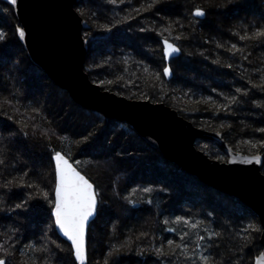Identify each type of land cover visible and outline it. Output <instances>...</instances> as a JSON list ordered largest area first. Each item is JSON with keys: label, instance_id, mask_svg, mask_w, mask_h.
Listing matches in <instances>:
<instances>
[{"label": "trees", "instance_id": "trees-1", "mask_svg": "<svg viewBox=\"0 0 264 264\" xmlns=\"http://www.w3.org/2000/svg\"><path fill=\"white\" fill-rule=\"evenodd\" d=\"M121 1V5H116L119 9L116 17L108 14L109 19L100 18V21L109 26L122 19L138 17L130 23L134 40L143 46L139 54L143 64L136 79L144 89L142 92L132 90L136 81L125 84L124 80L129 79L118 71L115 73L109 61L102 74L90 72L92 80L103 89L123 96H144L174 103L196 126L221 132L232 148L261 153L264 171V131H261L264 129V36L256 35L264 31V0H183L179 8L171 7L172 12H164V17H174L170 22H163V16L147 10L161 0H143L146 9L143 13L121 11L131 5V1ZM211 3L222 6L229 14L222 19L226 32L218 29L216 21L208 22ZM81 5L83 0L79 1ZM198 8L205 11L204 19L194 17L193 12ZM99 15L106 17L107 13ZM171 35L176 36L171 40H176L181 54L171 61L174 77L167 81L162 74L165 60L161 49L162 40L170 39ZM7 36V30L0 27V41ZM195 37H198L196 42ZM12 45L0 43V60L2 54L10 57L3 49L13 48ZM154 53L159 55L161 64L155 63ZM187 53L193 56L188 57ZM26 64H0V257L5 258L6 264H60L64 260L58 250L66 244L52 231V225L49 228L55 239L51 235L42 239L35 233L26 234L23 219L16 218V211L1 203L15 198L23 202L29 200L27 206L32 204L35 209L40 199H44L53 205L52 157L56 152L73 155L79 162L77 168L92 181L98 194L107 198L110 206L107 208L106 203L101 202L99 210L112 212L107 251L112 255L113 264H219L220 248L216 242L220 235L227 240L224 245L227 249L230 242H239L237 245L242 251H237L244 256L235 257V261L254 264L256 254L253 255L249 247L259 238V233L252 229V225L259 222L250 207L234 199L243 210L240 215L225 209L219 211L212 202L203 199L205 196L212 200L211 191L203 189L199 194L191 193L190 205L176 209L163 203L164 193L168 191L164 185L130 183L132 173L118 161L76 155L81 147L77 140L81 135L74 134V130L65 131L52 120L42 99L29 97L22 91L36 68L30 61ZM116 65L125 72L138 71L129 67L128 59H120ZM151 80L165 83L166 89L157 93ZM52 89L53 93L57 91V88ZM175 97L179 99L174 100ZM83 111L74 114L71 108L70 114L74 118L78 115L81 121L102 117L99 112ZM68 120L64 125L70 128L74 122ZM74 126L78 128V123ZM75 144L79 147L74 150ZM219 158L225 160L223 156ZM44 206L47 207L41 204L35 212ZM223 221L228 225H223Z\"/></svg>", "mask_w": 264, "mask_h": 264}, {"label": "rangeland", "instance_id": "rangeland-1", "mask_svg": "<svg viewBox=\"0 0 264 264\" xmlns=\"http://www.w3.org/2000/svg\"><path fill=\"white\" fill-rule=\"evenodd\" d=\"M128 1H131L130 7H123L121 11L127 10L129 12V10H131L134 13H143L146 11V9H144L145 4L143 3V0H126V3H128ZM121 2V0H83V5L79 6L78 2V4L75 6V9L79 13V15L84 18L90 25L89 29L84 30L83 36L84 38L89 40L88 53L85 59V71L87 72L88 77L92 82L94 81L90 76V72L95 73L96 75L98 72L102 74V72H104V70H106V68L108 67L107 65L109 62L111 64L113 63L111 69H113L115 73H117L118 71L119 74L122 73L127 77V79H129L124 80L125 84H132L134 80L137 83L138 80L136 79V77L140 76L139 71L141 70L143 59L141 60L142 57H140L139 54L142 53L143 46L139 45L137 40H134L132 36L133 29H131L130 23L136 21L138 17L136 20H128L129 22L127 20L122 19L121 21L116 22L114 24H108L109 26H105V24L100 21V18L109 19L110 17H116V13L119 11V9H117L118 6L116 5H121ZM183 4V0H161L158 1L156 4H153L147 10L148 12H151L150 14L153 13L154 15H160L161 17L163 16V22H168V20L170 22L171 19L174 17H164L166 15L165 13H168L167 11L172 12L171 7L179 8ZM235 6L238 5L236 4ZM241 6H239V10H242ZM209 9L212 13L208 15V22L214 23L216 21L215 25L218 27V29L226 32L222 26V19H224L225 16L229 15L227 11L222 10V6L217 7L213 3H211ZM100 13H107V16L104 17L102 15H99ZM108 14L110 15V17L108 16ZM111 22H113L112 19L110 23ZM127 22L128 24L126 25ZM20 25L21 24L19 23L15 15L13 7L10 4L0 0V27L5 28L8 32L7 38L5 40L0 41V43L3 42L4 45L5 42L9 45L13 44V48H8L7 46L3 49L4 53L6 55H10V57H3L4 55L2 54V58L0 60V64H2L1 66H11L15 65V63L17 62H20V65L22 64V66H25L27 65L26 63H28L29 61L33 64V62L28 57V54L24 49L23 44L19 40L18 28L20 27ZM171 36L172 37L169 40H173V38L176 37L173 35ZM197 39L198 37L193 38V40H195L194 42H196ZM181 40L185 44V39L182 38ZM174 41L176 42V40ZM186 55L188 57L193 56L190 53H187ZM153 56L155 59V63L161 64V61L159 63V55L157 56L154 53ZM120 59H123L124 61L128 59L129 67H132V69H138V71L129 70L132 72H125L121 70V67H118L116 65ZM34 66L36 68L30 73V77H28V82L27 84H25V88L22 89V91L25 92L26 95L29 97L33 96L34 98L42 99L46 104L45 109L50 111L52 120H54L55 123L60 124V126L62 125L64 130H68V133L69 131L72 132L74 130V134L76 133L78 135H81L77 139L79 141L78 144L81 147L79 149V153L77 152L76 155L89 157L92 159L106 158L108 160L112 159L114 162L118 161L121 166L129 170L130 174L132 173L130 183L143 182L164 185L166 188H168V191L164 193L165 199L163 203L166 202V205H170L171 207L173 206V208L182 209L183 206H187L188 204L190 205L191 203H189V198H193V195L191 194L193 191L198 192L199 194L203 189H209L211 191L210 194H212V200H208L204 196L203 199H205V201H209L210 203L212 202L219 211L225 209L231 214H241L240 211L243 210L235 201H240L238 197L223 193L222 191L216 189L208 183L203 182L197 176L191 175L182 170L177 163L167 159L159 149L152 147L147 141H145L138 134L137 131H135L129 126L127 122H120L119 120L113 118L107 119L102 113H100L102 117L100 116V118L96 119L88 118L90 117V114L85 115L88 118L87 120L81 121L78 115H76V117L74 118L71 115L72 113L70 114L71 108L74 109V114H76L77 111H81V113H84L83 110H94L85 108L80 105L71 97L70 93L67 90L61 88L60 86L55 84L50 78H48L44 70L40 69L37 65ZM129 73H131L132 75H129ZM201 80L205 81L203 78H201ZM152 84V86L154 87V91H156L157 93H160L162 89H166L165 83L162 84L152 81ZM132 85V90L142 92V89H144V85H141L140 81L137 84ZM51 87L55 89L57 88V91L53 93V89ZM50 88L51 91L49 90ZM127 98L150 100L149 98H145L144 96ZM177 99L179 98H174V100ZM150 101L160 102L159 100ZM163 103L178 111L181 116L184 115L181 111H179L178 107L174 103H170L168 101H163ZM67 118L71 119V123L74 122V124L70 128L69 126L65 127L64 125L66 121H70ZM75 122L78 123V128L76 129H74ZM121 123L124 124L126 127L122 126ZM201 129L210 132L221 133L215 130H207L204 128ZM223 140L229 147L232 148V146L227 143L224 138ZM78 144L74 145V150L79 147ZM195 145L197 149H200L211 159L227 161L229 158L228 155L224 152L223 148L220 145L215 144L214 142L200 138L196 141ZM232 149L235 150L236 148ZM235 151L249 155L256 154L243 152L238 149H236ZM220 156H223L225 160H220ZM67 157L72 160L73 163L75 162L74 164L76 165L77 161L74 159L73 155ZM37 162L40 163V161ZM261 173L264 175L262 165ZM97 196L99 204L101 202H105L107 208L108 206H110L105 196H100L98 192ZM230 198H232V200H230ZM40 202V205L44 204L47 205V207H43L45 209L44 211L43 208H41L39 211L36 212L35 209H37L40 205H38L35 209L32 204L30 206H27L29 200L27 202H23L15 198L12 201H4L1 203L8 209H13V211H16V218H19L20 220L23 219V222L25 223L26 227L24 229L26 234H30V232L35 233L38 234L39 238L43 239L45 235H51V230L49 227L50 225H52L54 227L52 228V231L56 233L59 239H61L64 244H66V246H69V248H67L66 246L64 247V245L62 244L61 248H59L58 252L63 253L64 259L63 262H60V264H74L75 259L71 245L68 242L64 241L57 234L55 229L54 219L52 215L54 203L52 205L50 204L49 200L44 199H40ZM202 204L204 206L207 205L204 202H202ZM106 210L101 211L98 207V216L90 225L87 236V264H113V261L110 259L112 255H110L107 251V243L111 236V227L109 225V221L111 220L112 212H108ZM251 210L253 209L251 208ZM219 211L218 213H221ZM253 213L255 215V218L258 219L259 223L255 226L252 225V229H254L256 233H259V238L254 240L253 244L249 247V251H253V255L256 254V258L263 251L261 237L264 228L261 223L260 216L254 211ZM237 219L238 217L236 218V220ZM222 223L223 225H228L227 221H223ZM51 238L55 239V236L53 237L51 235ZM230 243L233 245L229 244V249L225 248L224 245L227 244V240H225L224 236L222 235L218 236L216 245L220 248L218 249L219 255L221 256L219 258L221 260L219 264H241L239 261H235L236 258L244 256V253L241 254L239 252L242 251L240 249V246L237 245L239 244V242ZM237 249L239 251H237ZM58 254H56V256H58ZM248 264H250V261H248Z\"/></svg>", "mask_w": 264, "mask_h": 264}, {"label": "water", "instance_id": "water-1", "mask_svg": "<svg viewBox=\"0 0 264 264\" xmlns=\"http://www.w3.org/2000/svg\"><path fill=\"white\" fill-rule=\"evenodd\" d=\"M2 1L13 7L21 24L18 37L28 57L34 65L45 71L48 78L67 90L83 107L102 113L107 119L127 122L145 141L159 149L167 159L177 163L185 172L197 176L223 193L238 197L260 216L264 228V175L261 173L263 157L260 153L249 155L233 150L224 142L221 133L195 126L163 102L129 99L92 82L85 71L88 39L83 36L84 30L89 29L90 25L75 9L80 0H16L15 4L11 0ZM198 9L204 14L196 16V9L193 12L194 17L204 19L205 11ZM20 30H23V36L20 35ZM168 45L176 50L172 51ZM162 50L164 69H168L167 74L163 69V75L169 81L174 77L171 61L180 56L181 49L174 41L163 39ZM200 138L220 145L228 155V160L211 159L197 149L195 144ZM59 153L93 185L95 193V210L86 224L84 252L80 260L76 258L71 241L55 224L52 210L57 234L71 245L76 263L86 264L88 231L98 215L97 191L92 181L64 153ZM54 157L55 154L52 157L55 169ZM261 243L263 251L255 258L254 264H258V258L264 253V229ZM259 264H264V260H259Z\"/></svg>", "mask_w": 264, "mask_h": 264}, {"label": "snow or ice", "instance_id": "snow-or-ice-1", "mask_svg": "<svg viewBox=\"0 0 264 264\" xmlns=\"http://www.w3.org/2000/svg\"><path fill=\"white\" fill-rule=\"evenodd\" d=\"M11 2L15 4L16 0H11ZM203 14L200 9L195 12L196 16ZM20 35H24L23 30H20ZM256 35L264 36V31H259ZM243 38L241 37V39ZM168 48L172 51L176 50L171 45H168ZM164 72L167 74L168 69H164ZM54 158L56 164L55 206L53 209L55 224L71 241L76 258L80 260L84 252L86 224L89 217L93 215L96 205L93 185L61 153L56 152ZM171 243L172 241H169V244ZM259 260H264V253L258 258V264ZM0 264H6L3 257H0Z\"/></svg>", "mask_w": 264, "mask_h": 264}, {"label": "bare ground", "instance_id": "bare-ground-1", "mask_svg": "<svg viewBox=\"0 0 264 264\" xmlns=\"http://www.w3.org/2000/svg\"><path fill=\"white\" fill-rule=\"evenodd\" d=\"M89 41V40H88ZM88 48H89V46H88ZM159 151V150H158ZM149 153V152H148ZM72 161V160H71ZM73 162V161H72ZM175 164V163H174ZM179 166V165H178Z\"/></svg>", "mask_w": 264, "mask_h": 264}]
</instances>
